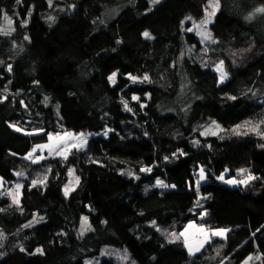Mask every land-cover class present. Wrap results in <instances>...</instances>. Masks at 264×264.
<instances>
[{
  "label": "trees",
  "instance_id": "trees-1",
  "mask_svg": "<svg viewBox=\"0 0 264 264\" xmlns=\"http://www.w3.org/2000/svg\"><path fill=\"white\" fill-rule=\"evenodd\" d=\"M207 1L66 0L61 12L48 0H0V22L5 14L13 20V32L0 33V97H8L0 102V193L16 172L47 176L36 187L26 176L19 206L3 195L0 264H85L109 245L135 264H242L250 255V264H264V13L255 11L264 0H219L210 25L217 43L203 44L185 21L203 17ZM220 60L229 73L223 83ZM63 105L83 115L76 131H112L88 152L32 165L25 157L59 130ZM213 120L225 128L201 135ZM36 129L44 131L26 134ZM200 167L208 181L197 192ZM70 169L80 183L65 197ZM249 173L257 179L247 185L224 182ZM157 178L175 187H157ZM34 215L43 220L25 227ZM83 216L91 230L81 235ZM190 222L230 231L191 255L179 236Z\"/></svg>",
  "mask_w": 264,
  "mask_h": 264
},
{
  "label": "snow or ice",
  "instance_id": "snow-or-ice-1",
  "mask_svg": "<svg viewBox=\"0 0 264 264\" xmlns=\"http://www.w3.org/2000/svg\"><path fill=\"white\" fill-rule=\"evenodd\" d=\"M21 2V0H16V3L19 4ZM149 2L153 5L155 4H159L161 2V0H149ZM48 4H49V7H52L53 6V0H48ZM208 7H210L212 9L211 12H208L207 9H206V15H205V19L202 20L200 22V24L196 25L194 24V27L197 29V35H199L201 37V43H212V44H215L217 43V41L213 38L212 36V33L210 31H208L206 25L208 23L211 22V18L213 16L216 15V12L217 10L219 9L220 7V4H219V0H208ZM151 10V9H149ZM257 13H264V7H261V8H257L255 10ZM30 15V13H29ZM4 19L7 20L8 22V27L7 28H0V33L4 34V35H10L11 34V31H13V29L11 28V25L13 24V20L12 18L8 17L6 14L4 15ZM50 21L51 20H54L55 18L54 17H49L48 18ZM187 19H191L190 17L187 18ZM246 19H252V16H248L246 17ZM27 21L25 20L24 21V24L26 25ZM184 22L182 21V24ZM186 31L188 32H191L193 31L194 29L193 28H187L185 29ZM142 35L146 38V39H152L153 37L151 36V34L148 32V31H145L142 33ZM25 40L28 39V37L26 36L24 38ZM119 43V41H118ZM0 63H3L2 61H0ZM224 60H220L216 66H215V70L219 73V81L220 83H223L225 80L228 79V72L225 70V67H224ZM7 70L9 72L12 71V65L9 64L7 65ZM116 76H117V73L113 72L109 77V81L112 83V84H115L116 83ZM133 82H137L138 78L137 77H134V76H131L129 77ZM149 80V77L147 75H145L143 77V81H148ZM142 82V81H141ZM230 99L232 100H236L237 97L235 96H231L229 97ZM8 97L7 96H3V97H0V102H3L4 100H7ZM133 100H139V97L137 96H133L132 97ZM48 98L45 97V103L47 102ZM21 104L24 106V107H27V105H24V102L21 101ZM123 104H124V108L131 112L132 109L129 108L128 106V102L127 101H123ZM141 107H143V105H141ZM212 125L215 126V128L217 130H220L222 131V129H220V126L218 124H216L215 121L212 122ZM9 127H12L15 131H23L20 127H18L16 124H10ZM240 126H237V128H239ZM254 131L257 130L256 128L253 129ZM44 131L43 129H36L34 130L33 132L31 133H26L28 135H33V134H39L40 132ZM109 131H112L111 129H108L106 131H104L103 135L104 136H107L108 135V132ZM235 131V130H234ZM47 136H48V140L50 143H45V144H41V145H37L35 146L31 152L28 153V155L25 157V159H29L31 160L33 163H38L40 160H43L45 159L46 157L44 155H38V156H35L34 157V154L38 151V150H45L47 149L48 150V154L49 155H53L55 154L56 156H61L63 159H67V156L68 154L73 150L75 149L76 151H80L82 150L85 145L87 144V136L85 133H78V134H73V133H70V132H65L63 135H61L60 133H46ZM217 134V131H214L212 129V126H209L208 128H206L202 133L201 135H216ZM262 135H264V133H261ZM87 135H91V134H87ZM199 141H194V144H198ZM181 155H184L183 152H181ZM165 159H168L167 157H165ZM142 172H151V168H142L141 169ZM227 171V169L225 170ZM247 169H240V172L241 174H244V173H247ZM15 175L17 177H23L25 174L24 172H16ZM69 175L70 176H73V180L69 182V184L65 185V188H64V195L65 197L69 196V194L75 190V185H78L80 183V178L79 176H75L74 174V171L73 170H69ZM129 175H132L131 173H129ZM137 179L139 177H136ZM206 173H205V169L203 167H200L199 168V171H198V178L196 179L195 181V186H196V190L197 192L199 191V187H200V184H201V181H204L206 180ZM217 179L219 180H224V175L221 174L219 177H217ZM257 179V177L251 175L250 173L246 175L245 179H242V180H234V179H230V180H226L224 181L225 183H228V184H243V185H247L250 181L252 180H255ZM46 181H47V176L45 175L42 179L41 178H37V179H33L31 181V184L33 187H36L38 185H45L46 184ZM5 185V181L3 180L2 177H0V188H3ZM156 186L157 187H160V188H168V187H175V185H167L165 184L162 180H160L159 178H157L156 180ZM22 188V185L20 183H16L14 188L11 189V190H8L6 193H0V195H8V196H11L12 197V201L14 204H16L17 206H19V190ZM202 216L203 215H206V213H202L201 214ZM43 220V217H37L34 215V218H33V221H30L28 225H26L25 227H31L32 224L34 223H40L41 221ZM153 223V226H155V221L152 222ZM194 227V225L192 224H189L188 228H192ZM91 230V225L89 224V218L87 216H83L81 217V226H80V234L83 235L86 231H90ZM159 230V229H157ZM188 231V229L186 228L185 229V232H181L179 234V236L181 237H185V246L188 248V251H189V254L191 255H195L196 252H199L201 250V248L204 246V243H210L211 242V237H225L226 236V233L230 231V229H216V230H211V231H208L206 232L204 227L203 226H200L198 231L201 232L203 235H204V239L201 241V243L195 247V249H193V247L189 246L188 243H187V238H186V232ZM170 236L173 237V238H177L176 237V233H170ZM3 233L0 232V239H3ZM169 242H173V240H169ZM21 251H25V249L21 248L20 249ZM40 254V255H43L44 254V250L42 248H37L35 250V253L34 254ZM127 254L125 252V255L122 257V259H127ZM256 259H260L259 256L255 257ZM253 257L252 256H249L245 261H244V264H248V261L252 260ZM85 264H90V262H85Z\"/></svg>",
  "mask_w": 264,
  "mask_h": 264
},
{
  "label": "rangeland",
  "instance_id": "rangeland-1",
  "mask_svg": "<svg viewBox=\"0 0 264 264\" xmlns=\"http://www.w3.org/2000/svg\"><path fill=\"white\" fill-rule=\"evenodd\" d=\"M64 1H66V0H53V6L51 7V9L53 8V7H57L56 5H60V7H61V12H62V10H64L66 7V3H63ZM154 5L153 4H151V7H153ZM206 9H207V11L208 12H211L212 11V9L210 8V7H208V1H207V4H206V6H205V14H204V16L203 17H201V18H199V19H195V18H193V17H191V19H186V21H185V26H186V29L187 28H193L194 30H193V32H195L196 34H197V29L194 27V24H196V25H198V24H200V22L202 21V20H204L205 19V15H206ZM118 10V6H115V7H112V8H109V10L107 11V16L108 15H112L113 13H115L116 11ZM219 10V9H218ZM218 10H217V12H218ZM217 12H216V14H217ZM254 13H256V12H254ZM54 15V14H53ZM52 15V16H53ZM216 16V15H215ZM215 16H213L212 18H211V22L210 23H208L207 25H206V27H207V29H208V31H210L211 33H212V36H213V38H214V35H213V32H212V30H211V23L214 21V19H215ZM189 18V17H188ZM5 25V24H7L8 25V22H7V20H4L3 22H0V27L1 28H6L7 26L5 25L4 27L2 26V25ZM189 25V26H188ZM13 29V28H12ZM11 32H13V31H11ZM198 36V38L200 39V41H201V37L199 36V35H197ZM215 39V38H214ZM203 44H207V42H205V43H203ZM224 67H225V64H224ZM225 70H226V68H225ZM227 71V70H226ZM116 73V72H115ZM219 74V73H218ZM132 76V75H131ZM134 77H137L138 78V80H137V82H143V77L141 78L140 76H134ZM228 77H229V73H228ZM226 81V80H225ZM224 81V82H225ZM133 82V81H132ZM58 111V114L60 115V117H61V124H60V126H59V130H57V131H54V132H51V133H53V134H55V133H60L61 135H63L65 132H70V133H73V134H78V133H80V132H78V131H76L75 129H74V126L79 122V120L81 119V117H83V115H79L78 114V112L77 113H75L76 111H74L73 109H71L70 107H68V106H66V105H63V106H61V107H59V109L57 110ZM81 116V117H80ZM213 121H215L216 122V124H218L219 126H220V129H224L225 127L220 123V122H218V121H216V120H213ZM212 121V122H213ZM212 122H210V123H207L204 127H201V128H198L199 129V131L202 133L206 128H208L209 126H212V129L214 130V131H217V134L220 132V130H217L216 128H215V126L214 125H212ZM106 130H108V129H105V130H103V131H100V132H96V133H85V132H81V133H85L86 134V136H87V144L85 145V147L82 149V150H84V151H86V152H88L89 150H91L92 148H93V144H94V141H95V139L98 137V136H104L103 135V133H104V131H106ZM41 133V132H40ZM109 133V132H108ZM87 134H91V135H87ZM45 143H50L49 142V140L48 141H45V142H40V143H36L35 145H34V147L35 146H37V145H41V144H45ZM71 153V152H70ZM69 153V154H70ZM44 155L45 157H56V155L55 154H53V155H49L48 154V150L47 149H45V150H38L35 154H34V157L33 158H35V156H38V155ZM68 154V155H69ZM61 157V156H60ZM36 164V163H35ZM32 165H33V162H32ZM71 170H73L74 171V169H71ZM36 173L37 174H33V177H32V175H30V174H28V172H26V173H24L25 175L23 176V177H18V180H16L12 185H11V187H9L10 189H7V188H5L7 191L8 190H11V189H13L14 188V186H15V184L16 183H20L22 186H23V180L26 178V176L28 175L29 177H31L32 178V180L33 179H37V178H41V173L39 172V171H36ZM206 173V172H205ZM74 174H75V176H78L77 174H76V172L74 171ZM206 177H207V174H206ZM42 179V178H41ZM73 180V176H69V182L70 181H72ZM208 181V177L206 178V180H204V181H201V184L202 183H205V182H207ZM69 182L67 183V184H69ZM66 184V185H67ZM78 185H75V188L77 187ZM5 187V186H4ZM7 187V186H6ZM64 188H65V186H64ZM22 189V188H21ZM21 189L19 190V200H20V193H21ZM203 198L202 197H200L199 198V200H198V205H203ZM38 217V216H37ZM33 221V220H32ZM209 229V228H208ZM0 232H2V231H0ZM3 233V232H2ZM3 239H0V250H1V246H2V244H4L5 242H6V236H4V234H3ZM132 248H134V247H132ZM126 254H127V259L125 260V259H122V257L125 255V251H122L120 248H117V247H114V246H105V247H103V249H102V251L98 254V255H96V256H94V257H91V258H87V259H85V262L87 261V262H90V264H99L100 262H101V260H102V258H104V257H110V258H114V260L116 261V264H135L134 262H130L129 261V254L126 252ZM0 255H1V253H0ZM136 256L138 257V258H140V259H142L141 258V256L142 255H140L138 252H136ZM253 260V259H252ZM251 260V261H252ZM253 263H255V262H253ZM248 264H249V262H248Z\"/></svg>",
  "mask_w": 264,
  "mask_h": 264
},
{
  "label": "crops",
  "instance_id": "crops-1",
  "mask_svg": "<svg viewBox=\"0 0 264 264\" xmlns=\"http://www.w3.org/2000/svg\"><path fill=\"white\" fill-rule=\"evenodd\" d=\"M189 224L194 225V227L188 228ZM200 226H203L206 232L214 230V229H208V227H206L204 225H200V224H198L196 222H190V223L187 224V226L182 231V232H185V229L186 228L188 229V231L186 232L187 243H188L189 246L193 247V249H195V247L198 246L201 243V241L204 239V235L201 232L198 231ZM183 238H184V241H185V237H183ZM205 245H206V243H204V246ZM250 256H252V255H250ZM248 262L250 264V262H252V261L250 260ZM242 264H244V262Z\"/></svg>",
  "mask_w": 264,
  "mask_h": 264
},
{
  "label": "built area",
  "instance_id": "built-area-1",
  "mask_svg": "<svg viewBox=\"0 0 264 264\" xmlns=\"http://www.w3.org/2000/svg\"><path fill=\"white\" fill-rule=\"evenodd\" d=\"M3 192V191H2ZM7 192V190H4V192L3 193H6ZM5 197H3V195H0V201L1 200H3Z\"/></svg>",
  "mask_w": 264,
  "mask_h": 264
}]
</instances>
